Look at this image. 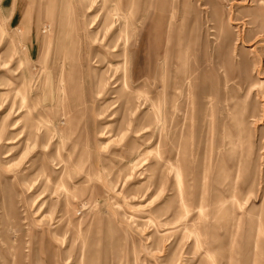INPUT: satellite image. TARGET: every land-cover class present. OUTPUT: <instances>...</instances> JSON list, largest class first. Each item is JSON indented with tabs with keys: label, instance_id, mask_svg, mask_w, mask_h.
Masks as SVG:
<instances>
[{
	"label": "rangeland",
	"instance_id": "rangeland-1",
	"mask_svg": "<svg viewBox=\"0 0 264 264\" xmlns=\"http://www.w3.org/2000/svg\"><path fill=\"white\" fill-rule=\"evenodd\" d=\"M0 264H264V0H0Z\"/></svg>",
	"mask_w": 264,
	"mask_h": 264
}]
</instances>
